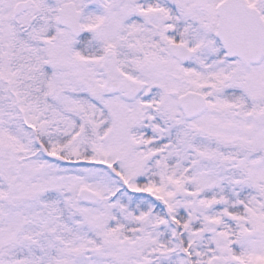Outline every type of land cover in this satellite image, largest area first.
I'll return each mask as SVG.
<instances>
[{
  "label": "snow or ice",
  "instance_id": "1",
  "mask_svg": "<svg viewBox=\"0 0 264 264\" xmlns=\"http://www.w3.org/2000/svg\"><path fill=\"white\" fill-rule=\"evenodd\" d=\"M0 264H264V0H0Z\"/></svg>",
  "mask_w": 264,
  "mask_h": 264
}]
</instances>
